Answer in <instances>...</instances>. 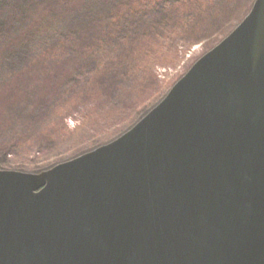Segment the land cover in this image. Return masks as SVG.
Instances as JSON below:
<instances>
[{
    "label": "water",
    "instance_id": "water-1",
    "mask_svg": "<svg viewBox=\"0 0 264 264\" xmlns=\"http://www.w3.org/2000/svg\"><path fill=\"white\" fill-rule=\"evenodd\" d=\"M0 264H264V0L114 140L0 170Z\"/></svg>",
    "mask_w": 264,
    "mask_h": 264
},
{
    "label": "rangeland",
    "instance_id": "rangeland-1",
    "mask_svg": "<svg viewBox=\"0 0 264 264\" xmlns=\"http://www.w3.org/2000/svg\"><path fill=\"white\" fill-rule=\"evenodd\" d=\"M254 1L0 0V170L39 173L114 140Z\"/></svg>",
    "mask_w": 264,
    "mask_h": 264
},
{
    "label": "trees",
    "instance_id": "trees-1",
    "mask_svg": "<svg viewBox=\"0 0 264 264\" xmlns=\"http://www.w3.org/2000/svg\"><path fill=\"white\" fill-rule=\"evenodd\" d=\"M193 15L195 16V12L193 13ZM201 16V15H200ZM225 26H226V24H225ZM132 81H134V77L132 76L131 78H130ZM131 82V81H130ZM134 87H135V85H133L132 83H128V84H125V86L123 87V89H122V94L124 95V94H133L134 93ZM118 99L121 101V97H118ZM113 102H117V101H113ZM114 104V103H113ZM113 104H110L111 106H113ZM109 108V105H107V106H105L103 109H101V110H99V111H97V113H99V112H103V111H105V110H107ZM97 113H95V115H98ZM65 146H67L68 147V149H70L71 150V152H74V153H76L78 150H79V148H80V146L78 147V146H71V145H69V144H64ZM64 146V147H65ZM62 148V147H61ZM65 149V148H64ZM60 151L61 152H63V150L62 149H60ZM67 160V159H66ZM61 161H63V159L61 160ZM65 161V160H64ZM42 168V167H41ZM43 169H46V168H43ZM40 172L42 171V169L41 170H39Z\"/></svg>",
    "mask_w": 264,
    "mask_h": 264
},
{
    "label": "bare ground",
    "instance_id": "bare-ground-1",
    "mask_svg": "<svg viewBox=\"0 0 264 264\" xmlns=\"http://www.w3.org/2000/svg\"><path fill=\"white\" fill-rule=\"evenodd\" d=\"M120 100L119 101H117V103L120 105ZM14 113H16V114H19V112H21L22 111V109L21 108H14L13 110H12Z\"/></svg>",
    "mask_w": 264,
    "mask_h": 264
}]
</instances>
